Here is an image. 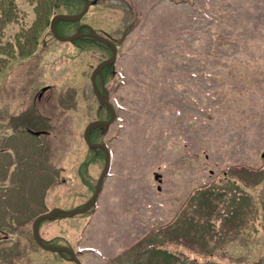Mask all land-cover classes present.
Masks as SVG:
<instances>
[{
  "label": "rangeland",
  "instance_id": "374dc122",
  "mask_svg": "<svg viewBox=\"0 0 264 264\" xmlns=\"http://www.w3.org/2000/svg\"><path fill=\"white\" fill-rule=\"evenodd\" d=\"M17 1L21 23L39 21ZM96 1L87 20L119 49L105 73L118 118L91 133L112 167L95 207L43 222L42 238L81 264H259L264 0ZM51 17L0 73V264H77L42 249L33 223L86 205L105 167L84 135L110 116L91 76L111 53L57 40ZM20 28L2 32L16 50L32 34Z\"/></svg>",
  "mask_w": 264,
  "mask_h": 264
},
{
  "label": "trees",
  "instance_id": "16d2710c",
  "mask_svg": "<svg viewBox=\"0 0 264 264\" xmlns=\"http://www.w3.org/2000/svg\"><path fill=\"white\" fill-rule=\"evenodd\" d=\"M28 1L31 2L32 4H35V6L37 5L36 12L37 15L39 16V21L35 22V24L32 25L31 27H26L24 25L25 21L21 23L23 19L22 15L24 14L21 12L17 0H0V73H2V71L6 68V66L12 60L16 59L18 56L23 57L26 54H30V55L32 54V52L34 51L33 48L37 44V40L35 44H31V40L35 41V39H37L36 32L39 31L40 27H42V24L44 23L42 22V17H44L45 20L48 21L49 20L48 18L50 16L54 17L55 15L58 14H77L80 13L84 8L83 0H28ZM90 14L91 12H89L82 19L81 22H77V23H67L64 21H59L57 24V29L61 34L67 36L70 35L66 33V31L70 26L72 27L75 26V28L78 29L83 24H88L93 28H95L96 30L101 31L102 29L98 26V24H93L91 22H88L87 19H89ZM13 25H19L21 27L20 30L23 33L32 32L30 37V42L28 41L24 45L20 44L18 50H16L14 46V41H12L11 39L7 41L5 35L2 33L3 31H5L6 34L8 30H12L11 28ZM87 29H88L87 26H84L82 31H87ZM78 42H82L83 44H85V46L95 44V45H99L102 48L107 49V47L104 46L103 44L88 38H83ZM103 108L107 110L106 107ZM93 139H92L93 142H98ZM93 150L95 151L96 149ZM260 208L262 209L261 211H258L257 214H260L259 220L262 222V225H264V195L260 200ZM259 264H264V260Z\"/></svg>",
  "mask_w": 264,
  "mask_h": 264
},
{
  "label": "water",
  "instance_id": "95a60500",
  "mask_svg": "<svg viewBox=\"0 0 264 264\" xmlns=\"http://www.w3.org/2000/svg\"><path fill=\"white\" fill-rule=\"evenodd\" d=\"M85 1V8L82 11V13L78 14V15H57L56 17H54V19L52 20L51 23V31L54 35V37L62 42H71V41H75L77 40L79 37H81L80 34H77L75 36H72L70 38L68 37H63L61 35H59L58 31H57V22L60 20H64L67 22H77L80 21L89 11V8L91 6V2L90 0H84ZM89 37L94 38L97 41H100L102 43L107 44L108 46H110L113 50V56L110 60L104 61L103 63H101L97 69L94 71L93 73V77H92V81H93V86L95 89V92L99 98V100L101 101V103L105 106H107L109 108V110L111 111V115L112 118L108 121H94L92 123L89 124V126L87 127L86 131H85V141L86 143L91 147V148H96V149H101L104 151L105 156H106V162H105V167L104 170L102 171L100 178L98 180V184L96 186V191L94 196L88 201V203L86 204V206H84L83 208H79V209H74L71 211H65V210H61V209H54L52 212L44 214L40 217H38L34 224H33V233H34V238L36 240V242L38 243V245L40 247H42L44 250L46 251H50V252H57L60 254H63L64 252L69 253L73 260L77 263V264H81L79 262V260L77 259L75 253L70 250V248L68 247H60V246H53V245H48L44 242L43 238L41 237L40 234V225L43 221L48 220V219H55L57 214H62L64 217H73L76 215H81V214H85L87 213L93 206H95V204L97 203V200L99 199L100 193L103 189V184L105 181V178L107 177L109 171H110V167H111V153L107 147V145L105 144H95L92 143L90 140V133L91 131L96 128V127H101V126H108L111 125L117 118V114L115 111V108L113 107V105L110 103L109 101V96H103L98 89L97 83H96V76L98 74H101L104 67L106 65L112 64L115 60H116V56H117V48L114 45L113 42H111L110 40H108L107 38L99 35L94 29H90L89 34H87Z\"/></svg>",
  "mask_w": 264,
  "mask_h": 264
}]
</instances>
